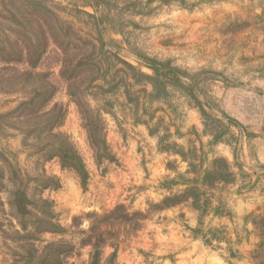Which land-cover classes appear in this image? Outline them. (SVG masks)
<instances>
[{
  "label": "rangeland",
  "instance_id": "rangeland-1",
  "mask_svg": "<svg viewBox=\"0 0 264 264\" xmlns=\"http://www.w3.org/2000/svg\"><path fill=\"white\" fill-rule=\"evenodd\" d=\"M49 2L81 36L103 40L145 74L155 61L163 75L152 89L114 62L110 79L120 89L106 95L109 103L101 91L88 99L106 110L108 155L100 159L51 45L39 71L56 86L52 105L66 109L60 132L80 153L86 181L58 160L28 155L15 131L0 137L30 176L31 198L52 205L59 232L38 246L72 248L67 264H89L96 241L113 264H264V0ZM123 78L135 92L129 100ZM19 99L0 91V112ZM206 174L200 209L190 194L164 204ZM0 224L10 226L4 214ZM5 238L0 229V264Z\"/></svg>",
  "mask_w": 264,
  "mask_h": 264
},
{
  "label": "trees",
  "instance_id": "trees-1",
  "mask_svg": "<svg viewBox=\"0 0 264 264\" xmlns=\"http://www.w3.org/2000/svg\"><path fill=\"white\" fill-rule=\"evenodd\" d=\"M101 41L98 44L97 40L81 36L71 24L62 23L49 0H0V91L6 95H20L14 108L0 112V137L5 138L15 131L12 135L22 137L28 155L45 161L58 160L63 169L74 171L83 182L87 179L84 161L70 137L60 132L66 109L59 104L52 105L56 86L49 73L39 71L51 45L61 54L60 76L67 84L69 97L78 107L88 141L100 159L108 155L103 118L106 110L94 108L88 99L93 97L94 91H101L105 103H109L106 95L120 89L121 81L110 79L112 69H116L114 62L123 67L117 73L128 70L136 80L146 79L152 89L163 75V66L155 61L146 64L153 74H145L116 52L106 49L105 42ZM125 85L124 92L129 100L135 92L130 82L125 81ZM210 177L206 174L194 180L196 186H188L183 196L166 198L164 204L172 206L185 194H190L200 209L203 195L198 188L199 181L204 185ZM30 179L22 171L16 154L0 148V214L7 216L10 224L8 228L0 224L5 239L10 242L8 253H3L4 263L67 264L66 258L72 248L58 242H48L41 247L37 244L42 235L58 233L60 228L54 221L51 203L31 198ZM42 185L44 189L50 187L48 182ZM4 193L7 204L2 199ZM91 247L89 264H113L104 258L97 241Z\"/></svg>",
  "mask_w": 264,
  "mask_h": 264
}]
</instances>
